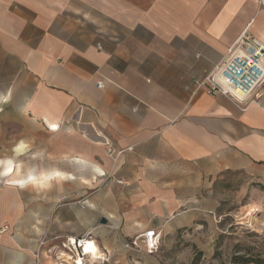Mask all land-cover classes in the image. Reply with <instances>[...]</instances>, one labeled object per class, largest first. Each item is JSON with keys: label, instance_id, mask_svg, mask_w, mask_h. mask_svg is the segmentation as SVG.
I'll list each match as a JSON object with an SVG mask.
<instances>
[{"label": "crops", "instance_id": "0c3cea01", "mask_svg": "<svg viewBox=\"0 0 264 264\" xmlns=\"http://www.w3.org/2000/svg\"><path fill=\"white\" fill-rule=\"evenodd\" d=\"M243 34L264 42V0H0V156L26 141L24 170L75 175L0 182V264H75L60 253L79 238L124 260L183 200H219L237 171L264 182V83L246 104L194 83Z\"/></svg>", "mask_w": 264, "mask_h": 264}, {"label": "rangeland", "instance_id": "374dc122", "mask_svg": "<svg viewBox=\"0 0 264 264\" xmlns=\"http://www.w3.org/2000/svg\"><path fill=\"white\" fill-rule=\"evenodd\" d=\"M12 152H15V148ZM12 157L16 158L15 155ZM20 159L19 157V161ZM28 164L33 165L35 161H29ZM96 180L97 178L93 179L94 184L98 183ZM1 181L3 179H0ZM217 189L215 196L217 195L219 200H183V204L174 212L181 218L180 225L173 230L164 229L162 226L158 228L162 237L159 249L150 253L154 258L138 251L134 256L127 254L122 260L120 254L110 255L109 252H103L104 257L96 258L95 261L89 258L88 262L264 264V182L254 178L250 180L237 171L229 180L221 179ZM167 216L168 213L161 215L163 220ZM9 229L10 225L3 221L0 233ZM61 256L69 259L67 256ZM237 256H245L250 258V261L239 262L235 259Z\"/></svg>", "mask_w": 264, "mask_h": 264}, {"label": "built area", "instance_id": "2783aa9c", "mask_svg": "<svg viewBox=\"0 0 264 264\" xmlns=\"http://www.w3.org/2000/svg\"><path fill=\"white\" fill-rule=\"evenodd\" d=\"M194 83L196 88L205 86L210 94H228L246 104L264 83V42L243 34L229 48L226 60L204 79L195 80ZM99 86L102 84L99 83ZM161 237L158 229L150 228L126 242L124 246L136 251L154 253L159 249ZM86 239L79 238L74 241L72 245L75 251L71 247L66 249L82 257L86 264H90L87 262L90 257L83 250V242Z\"/></svg>", "mask_w": 264, "mask_h": 264}, {"label": "clouds", "instance_id": "9594fccd", "mask_svg": "<svg viewBox=\"0 0 264 264\" xmlns=\"http://www.w3.org/2000/svg\"><path fill=\"white\" fill-rule=\"evenodd\" d=\"M31 146L26 141H20L18 146H15V159L13 157L0 156V179L5 180L6 183L16 185L22 189L31 188L37 192H44L53 189L63 184L68 179H75L73 173H68L61 168H39L37 166L28 167L27 170L22 168L19 162V157L25 153ZM36 155H42L38 153ZM68 160V157H64ZM72 161L69 160V163ZM77 164L83 165L85 168L90 169L94 174L92 177H82L81 179L89 182L91 179L97 178L95 174L103 175L99 165L95 163H88L82 159L75 161ZM14 169H20L17 173L18 178L9 180L8 177L13 174ZM39 231V229H37ZM91 251V246H90Z\"/></svg>", "mask_w": 264, "mask_h": 264}, {"label": "bare ground", "instance_id": "6f19581e", "mask_svg": "<svg viewBox=\"0 0 264 264\" xmlns=\"http://www.w3.org/2000/svg\"><path fill=\"white\" fill-rule=\"evenodd\" d=\"M74 241H76V240H75V239L71 240L69 245H68V244H65V245H64V250L60 253V255L67 256V257L70 258L72 261H74V263H75V261H77V263H75V264H86V263H85V260L82 259V257L75 258L74 255H76V256H78V255H77V254H74L73 252H71V251H69L68 249H66V248H68V247H71V248L74 249V247H73V245H72V244L74 243ZM90 244L94 247V250L86 251V250L88 249V247H89ZM83 245H84V252H85L86 254H88V256L90 257V259L94 260V259H96V258H102V257L105 256V255L103 254V252H102L100 246H98L94 241H92V240H85V241L83 242ZM74 251H75V249H74ZM88 261H89V260H88ZM88 261H87V262H88ZM94 261H95V260H94Z\"/></svg>", "mask_w": 264, "mask_h": 264}, {"label": "trees", "instance_id": "16d2710c", "mask_svg": "<svg viewBox=\"0 0 264 264\" xmlns=\"http://www.w3.org/2000/svg\"><path fill=\"white\" fill-rule=\"evenodd\" d=\"M235 259H237V261H242V263H248L250 261V258H247L245 256H237Z\"/></svg>", "mask_w": 264, "mask_h": 264}, {"label": "snow or ice", "instance_id": "6c2138e0", "mask_svg": "<svg viewBox=\"0 0 264 264\" xmlns=\"http://www.w3.org/2000/svg\"><path fill=\"white\" fill-rule=\"evenodd\" d=\"M90 246H91V250H94V247L90 244L86 251H90Z\"/></svg>", "mask_w": 264, "mask_h": 264}]
</instances>
